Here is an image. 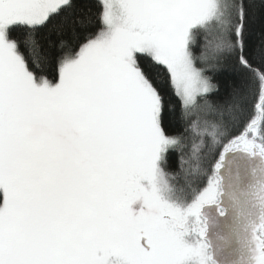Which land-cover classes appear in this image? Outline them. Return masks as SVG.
I'll use <instances>...</instances> for the list:
<instances>
[{"label":"snow or ice","instance_id":"1","mask_svg":"<svg viewBox=\"0 0 264 264\" xmlns=\"http://www.w3.org/2000/svg\"><path fill=\"white\" fill-rule=\"evenodd\" d=\"M0 264H264V0H0Z\"/></svg>","mask_w":264,"mask_h":264}]
</instances>
